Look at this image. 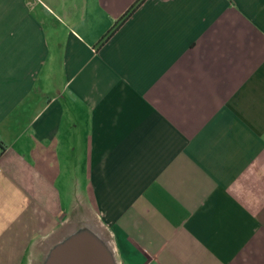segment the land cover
<instances>
[{"label": "crops", "instance_id": "obj_1", "mask_svg": "<svg viewBox=\"0 0 264 264\" xmlns=\"http://www.w3.org/2000/svg\"><path fill=\"white\" fill-rule=\"evenodd\" d=\"M135 1L0 0V264H264V0Z\"/></svg>", "mask_w": 264, "mask_h": 264}, {"label": "water", "instance_id": "obj_2", "mask_svg": "<svg viewBox=\"0 0 264 264\" xmlns=\"http://www.w3.org/2000/svg\"><path fill=\"white\" fill-rule=\"evenodd\" d=\"M46 264H112L107 251L86 229H81L63 245L51 249Z\"/></svg>", "mask_w": 264, "mask_h": 264}, {"label": "trees", "instance_id": "obj_3", "mask_svg": "<svg viewBox=\"0 0 264 264\" xmlns=\"http://www.w3.org/2000/svg\"><path fill=\"white\" fill-rule=\"evenodd\" d=\"M142 0H136L135 2H134V4H132L131 5V7L126 11V12H124V14L120 17V19L117 21V23L118 22H120L128 13H129V11L130 10H132L133 9V7H135L137 4H139L140 2H141Z\"/></svg>", "mask_w": 264, "mask_h": 264}, {"label": "bare ground", "instance_id": "obj_4", "mask_svg": "<svg viewBox=\"0 0 264 264\" xmlns=\"http://www.w3.org/2000/svg\"><path fill=\"white\" fill-rule=\"evenodd\" d=\"M106 249V248H105ZM109 251V255H110V257H111V263L112 264H115L114 263V258H113V252H112V250L110 249V250H108Z\"/></svg>", "mask_w": 264, "mask_h": 264}]
</instances>
